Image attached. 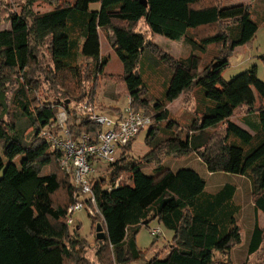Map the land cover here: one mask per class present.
<instances>
[{
	"label": "trees",
	"instance_id": "16d2710c",
	"mask_svg": "<svg viewBox=\"0 0 264 264\" xmlns=\"http://www.w3.org/2000/svg\"><path fill=\"white\" fill-rule=\"evenodd\" d=\"M145 2L24 0L19 13L9 16V28L0 30V147L7 161L0 159V264H216V254L228 256L242 242L237 189L228 182L208 191L205 180L187 168L164 169L153 177L140 169L169 158L194 154L209 175L245 178L254 212L264 215V83L255 68L228 83L221 78L230 56L254 38L258 22L249 6L224 9L221 0ZM38 3L49 10L35 11ZM141 21L152 35L184 42L188 55L176 60L135 32ZM101 31L123 67L118 81L126 87L130 108L155 115L142 160H129L134 138L106 167V179L93 187L104 239L96 242L91 260V248L65 220L77 191L59 168L60 154L41 137L55 124L58 105L41 103L37 95L48 91L65 102L82 101L90 72L103 74L108 62L100 53ZM43 47L49 53L46 66ZM79 59L90 64L76 65ZM145 63L169 73L163 100L151 110L140 72ZM97 91L95 86L92 102ZM192 91L200 98L194 102L195 119L180 125L166 106ZM238 112L246 113L242 122L251 134L231 121ZM180 128L184 135L177 137ZM67 129L74 140L89 135L93 143L100 130L77 124L74 116ZM122 174L130 175V183L107 190ZM98 221L94 217L92 230ZM153 221L172 233L162 260H146L136 245L140 229ZM263 236L255 221L249 256L260 249ZM227 258L218 264H233Z\"/></svg>",
	"mask_w": 264,
	"mask_h": 264
},
{
	"label": "rangeland",
	"instance_id": "374dc122",
	"mask_svg": "<svg viewBox=\"0 0 264 264\" xmlns=\"http://www.w3.org/2000/svg\"><path fill=\"white\" fill-rule=\"evenodd\" d=\"M70 1L71 0H58L60 4ZM221 2L224 9L241 5L249 6L253 19L258 22V30L250 43L243 47L237 48L228 59V66L221 72L222 80L225 83H228L236 76L243 74L252 68H255L257 78L259 81L264 83V0H221ZM23 3L24 0H0V30H7L9 28V16L19 13L20 6ZM49 8L50 7L47 4L42 3H38L34 6V10L38 12L48 11ZM96 9L97 6H91V10ZM135 32L143 34L146 39L150 40L160 50L166 52L176 60L185 58L188 55V46L184 42L170 41L164 37L152 35L149 33L146 26L144 25V22L142 21L137 25ZM207 32L208 31H203V33ZM99 35L101 57L106 58L108 62L103 70V74L98 76L95 69L90 72V79L85 81L83 89L86 93L91 95L94 87H98L97 94L95 93L93 101L98 113H103L106 115L114 114V111H118V114L123 113L130 102L125 85L118 81V79L122 77L123 67L114 54L106 33L101 31ZM40 56L43 65L46 66L49 60V53L46 47L41 49ZM204 59L206 61L205 63H207L210 60L209 55H205ZM83 63L90 64L89 61L79 59L76 65H81ZM140 72H142L141 75L146 88L145 99L147 100V103H149V109L151 110L159 101L163 100V93L167 86L166 84L169 79V73L165 67L160 66L159 68L151 69L146 63ZM42 89L45 90L44 88ZM37 98L41 103L51 105L59 104V102L62 101V99L55 97L53 92L48 91L47 93L44 91L38 92ZM183 99H179L166 106V109L169 111L170 118L177 121L180 125H186L195 119L194 102L196 103L198 100H200V98H198L196 93L193 91L189 94H185ZM141 112L145 113L143 110H141ZM146 115H149L152 118L155 113L151 112ZM237 122L239 121L237 120ZM240 122L242 123V121ZM241 126L250 130L246 125L241 124ZM147 130L138 135L134 140L131 152L128 155L129 160L133 159L134 162L141 161L142 157L147 153L148 147L145 145ZM182 135H184V130L180 128L177 130L176 136L181 137ZM3 154L4 149L0 147V159L2 160L3 164L6 165L7 161L5 160ZM14 163L18 167L20 159L16 160ZM107 166L108 165L102 164L101 169L103 171H100V169L98 170L97 166L94 167L98 170L95 173V178L100 176L102 180L106 179L105 169ZM185 168L194 170L196 173H198L207 183L206 188L208 191H213L215 188L228 182L232 183L237 189L236 196L238 199L236 202L241 207L239 223L242 232V242L239 246L235 247V249L228 256L216 254L215 263L218 264V261L225 262L228 259L227 257H229L233 264H264V236L260 249L251 256L247 254L249 239L255 221H257L260 227L264 229V215L260 212L258 214L254 212V206L252 203L253 201L250 197V185L245 178L225 174L209 175L203 163L200 162L194 154L183 158L166 159L160 166H152L143 163L140 167L141 171L145 175L152 177L156 176L164 169L176 171ZM1 177L2 172H0V178ZM118 179H120L119 185L121 183H130L129 174H122V176ZM97 181L98 179H94L93 183L95 184ZM98 216V214L94 215L95 219L97 218L99 220L97 225H102V223H100L101 218ZM72 220L73 225L71 228H78V239H82L86 245L91 248V254H89V258L94 260L92 255H94L97 247H95V245L96 242H98L96 240V233L94 231L96 226H93L92 230L91 222L94 220V218H90L87 215V212L83 210L81 212L74 213L72 215ZM156 228L161 230V235L157 237L156 241L154 240L156 245L153 248H150L153 242V236L151 235L150 231ZM170 236L172 237V233L170 231H167L163 226L153 221L150 222L146 227H142L140 229L136 236V245L140 251L147 253L146 260H151L154 257L162 260L167 254L165 250L166 246L168 245V241L170 240ZM136 264L144 263L139 262Z\"/></svg>",
	"mask_w": 264,
	"mask_h": 264
},
{
	"label": "built area",
	"instance_id": "2783aa9c",
	"mask_svg": "<svg viewBox=\"0 0 264 264\" xmlns=\"http://www.w3.org/2000/svg\"><path fill=\"white\" fill-rule=\"evenodd\" d=\"M58 105L55 124L45 129L41 137L50 145L52 151L60 154L58 165L61 172L68 177L74 190L77 191L74 202L68 207L66 224L72 227V215L85 210L90 218L99 214L96 207L93 192L95 173L103 165L113 164L121 155L122 149L142 132L152 125V118L144 112L127 108L118 115H106L98 113L90 94L80 102H69L64 100ZM71 116L76 117L77 124L89 123L98 126L100 130L96 134L95 142L89 135H82L76 140L72 138L67 129V122ZM58 129V131H55ZM98 167L94 168V167ZM106 174V173H105ZM106 176V175H105ZM120 179L116 180L114 186H108L107 190L119 186ZM153 237L161 235L159 228L150 231Z\"/></svg>",
	"mask_w": 264,
	"mask_h": 264
},
{
	"label": "crops",
	"instance_id": "0c3cea01",
	"mask_svg": "<svg viewBox=\"0 0 264 264\" xmlns=\"http://www.w3.org/2000/svg\"><path fill=\"white\" fill-rule=\"evenodd\" d=\"M174 103V102H173ZM115 115H118V113H114ZM239 114V115H238ZM247 115H246V113H244V112H238L237 113V115H235L233 118H235V119H231V121L233 122V123H235L237 126H239L242 130H244V131H246V132H248V133H250L251 134V131L250 130H248L247 128H243L242 126H241V124H243V125H245L243 122L241 123L240 121H245L246 120V117ZM237 120L241 123H239V122H237ZM246 129V130H245ZM170 240H171V236H170ZM169 240V241H170ZM169 241H168V243H169Z\"/></svg>",
	"mask_w": 264,
	"mask_h": 264
},
{
	"label": "water",
	"instance_id": "95a60500",
	"mask_svg": "<svg viewBox=\"0 0 264 264\" xmlns=\"http://www.w3.org/2000/svg\"><path fill=\"white\" fill-rule=\"evenodd\" d=\"M142 5L146 6V2L145 0H138ZM66 104H69V101H66ZM95 233H96V240L97 241H101L104 239V233H103V229L101 227L100 224H98L95 228Z\"/></svg>",
	"mask_w": 264,
	"mask_h": 264
}]
</instances>
